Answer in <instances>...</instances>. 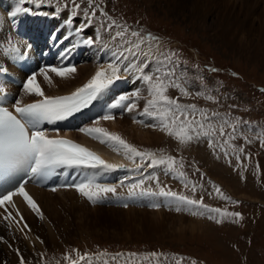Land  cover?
I'll use <instances>...</instances> for the list:
<instances>
[{"label": "rangeland", "instance_id": "rangeland-1", "mask_svg": "<svg viewBox=\"0 0 264 264\" xmlns=\"http://www.w3.org/2000/svg\"><path fill=\"white\" fill-rule=\"evenodd\" d=\"M215 3L217 0H202L197 4L196 15H193L191 5H185L184 9L177 12L174 3L169 0H105L109 15L129 26L139 23V30L143 33L142 26L160 33L162 50L177 53L174 57L176 73L187 82L190 92L203 93L195 98L180 97L181 103L195 104L198 108L209 112L216 111L231 120H238L240 124L245 121L253 129L256 126L264 130V92L261 91L264 89V5L259 4L251 16V21L244 26L245 29L231 33L229 44H224L214 40L221 26L211 16H200V11L212 10ZM78 18L83 20L82 15L76 17ZM260 25L263 27H259ZM102 34L108 38L107 33L102 31ZM58 59H61L60 55ZM69 60L71 59L68 58L66 62ZM62 61L63 59L59 60L60 63ZM86 65L88 64L76 66V73L67 80L52 76V84L49 85L40 77L39 83L43 90L50 93L55 90L52 86L65 90L68 80L71 83L78 78L81 68ZM213 68L216 69L215 74L210 71ZM141 87L139 84L137 88ZM169 95L175 98L180 94L178 90L170 89ZM205 96H212L214 102L207 100ZM23 98L24 94L19 92L13 102ZM144 102H138L137 110H143ZM139 111L115 116V122L118 120L115 132L107 121H101L98 126L119 135L125 141L136 143L141 151L163 153L182 160V171L187 174V178L203 185V188L198 189L196 198L203 195L204 202L210 207L238 212L242 219L233 222L234 218L228 217L217 224L208 219L207 213L203 218H194L189 214L165 212L164 209L170 208L164 206L163 209V205L159 208V216L156 215V210L140 209L151 211L145 213L140 212L139 207L133 215L127 211L113 215L107 211L112 207L93 208L87 204L88 207L78 210L76 216H70V222L62 217L59 219L58 232L68 237L57 240L58 244L56 241L51 247L37 251L32 264H41V254H44V264L68 263L63 260V256L68 253L75 259L73 249L81 254L122 251L125 255L119 258L126 264H129V260H134V264H176L177 260L182 264H192L193 261L196 264H264V147L248 149V143L243 142L247 146L245 147L238 139L232 141L237 148L243 146V154L249 156L245 166L236 168L237 162L234 161L231 150L229 163L221 153L213 154V150L206 143L192 142L188 147L181 148L161 131L149 127L151 120L148 117L141 116L138 123H134ZM126 116L129 119H124ZM152 122L155 124V121ZM248 138L251 140L250 136ZM194 168H199L200 172L193 174ZM241 171L244 174L243 179ZM200 173L204 174L202 180ZM137 175L140 177L138 173L127 177ZM163 182L172 191L191 196L184 189L183 183ZM213 185L219 186L226 197L238 204L234 205L217 197ZM170 210L176 212L172 208ZM178 220L186 228L195 225L194 231L185 234L163 233L169 223H177ZM158 222L163 223V226L158 225ZM11 230L14 231L12 228ZM153 252L161 254L159 260L151 258L150 254ZM131 253H135L136 257H129L128 254ZM144 256H149V260H143Z\"/></svg>", "mask_w": 264, "mask_h": 264}, {"label": "snow or ice", "instance_id": "snow-or-ice-1", "mask_svg": "<svg viewBox=\"0 0 264 264\" xmlns=\"http://www.w3.org/2000/svg\"><path fill=\"white\" fill-rule=\"evenodd\" d=\"M26 4L33 5L34 8L24 7ZM42 6L52 7L55 11L54 13L40 11ZM65 10L68 12L65 24L69 26L70 34L58 38L53 33L51 37L53 46L57 47L64 45L65 41H69V46H65L59 54L61 59H66L81 44L88 47L100 44L103 39L100 35L101 31L107 33L108 43L104 44V48L110 51L111 58L108 62L100 64L95 74L69 95H45L37 77H43L44 82L49 85L52 84V76L67 80L77 71L76 66L70 63L43 66L37 72L29 75L23 83L22 91L25 95L38 99L30 103L16 99L11 105V110L5 106L7 103L6 93L4 88L0 87V181L6 178H15L20 173L28 177V180H22L11 190L0 193V208H4L7 213V215H3V219L8 221L9 225L15 219L6 207L10 205L16 209L13 197H21L26 206L36 216L43 219L40 207L25 191V185L29 180L47 181L61 170L63 174H68L71 170L84 174V178L79 182L74 181L66 187L74 189L81 197L92 203L99 202L108 193L115 194L118 186H124V180H121L118 186L102 185L97 183L96 177L103 173L125 169L127 167L125 164L109 163L88 148L70 139L60 137L58 131L55 138H52L42 128V125H54L57 122L66 121L75 114L89 109L95 102L100 101L117 81L128 78H132L133 83L138 82L142 88L118 95L108 104V114L93 120L92 127H84L79 131L100 144L106 145L117 155L122 154L123 159L131 165V167H127V171L140 175V179L126 177V179L134 181L127 185L129 197H134L137 193L141 197H163L168 204L174 206L176 212L191 210L192 215L207 213L208 219L214 220L217 224L222 223L228 217H233V222L242 219L238 212L210 207L204 202L203 195L196 198L198 189L203 188V185L187 178V174L182 171L184 168L182 160L163 153L141 151L119 135L98 126L101 121L115 120L116 117L112 110L120 109L133 113L139 107L138 102L144 100L143 110L138 115L156 121L155 124L148 125L149 127L161 131L181 148L188 147L192 142L206 143L207 147L213 150V154L222 153L229 163H231L229 159V150H231V154L235 156L237 162L236 168H241L243 167L241 156L244 153V147L237 148L232 143L242 136L240 121L231 120L216 111L209 112L206 109L198 108L195 104L181 103L180 97L195 98L203 93L190 92L186 86L187 82L176 73L174 57L177 56V53L163 51L158 37L133 30L126 23L109 15L106 11L105 0H17V6L9 15L11 18L21 14L59 16ZM80 15L83 17V22L77 27H71L74 19ZM93 25H97V32L88 36L87 30L91 29ZM73 34L79 38L78 43H71L70 36ZM9 43L10 47L6 51L14 54V58L26 55V53H21L19 47ZM5 71L6 69L0 68V74ZM210 71H216V69L213 68ZM170 89L178 90L180 95L175 98L171 97ZM261 91L264 92V89ZM205 98L214 102L212 96H205ZM133 122L135 123L136 120L134 119ZM243 138L245 143H251L247 137ZM259 142L264 147V139H260ZM148 169H162L165 175H174L181 180L184 189L190 192L191 196L162 186L158 175L148 174L145 176L144 173ZM199 172V168H194L193 174ZM240 175L243 179V171L240 172ZM203 176L204 174L200 173L201 180ZM148 182L155 183V190L145 187ZM212 188L215 195L221 200L229 201L234 205L238 204L237 201H231L226 197L219 186L213 185ZM50 190L55 192L58 189L53 187ZM211 195L212 192L209 193V196ZM127 206L124 204V207ZM160 206V204L152 205L154 208ZM16 216L20 217V220L16 221L19 225L18 230L24 232L25 229H28V225L23 223V217L18 209H16ZM28 238L29 236L25 233V239ZM41 243L43 242L41 241ZM72 252L75 253V259L68 253L63 256V260L69 264H93L94 256L99 258L107 255L106 253L81 254L76 249H73ZM17 255H21L19 251H17ZM124 255L116 253L113 259ZM160 255L155 252L150 254L154 260H159ZM128 256L134 258L136 254L131 253ZM143 260L148 261L149 256H144ZM20 264H28V262L21 256ZM41 264H44V254H41ZM129 264H134V261L129 260ZM176 264H182V262L177 260ZM192 264H196V262L193 261Z\"/></svg>", "mask_w": 264, "mask_h": 264}, {"label": "bare ground", "instance_id": "bare-ground-1", "mask_svg": "<svg viewBox=\"0 0 264 264\" xmlns=\"http://www.w3.org/2000/svg\"><path fill=\"white\" fill-rule=\"evenodd\" d=\"M169 1L172 4L174 3L173 5L176 7L177 12L184 9L185 5H191L193 8V10L191 11L192 14L196 15L197 4L200 3L202 0L198 2H194L193 0H191L190 2H187V0H169ZM0 2H1L0 6H3L4 8H6L7 13H11L17 6V5L13 6V4H9V3H3L2 0H0ZM259 4L263 6L264 0H236V1L235 0H220V1L217 0V3L214 4V6L212 7V10L208 9L206 12L200 11V13L202 14L200 16L201 18H203L204 16H211L213 21L217 22L219 26H221V30L219 31V33H217L214 40L222 41L224 44H227V43L229 44V38L231 36V33L234 34L235 31L240 32L242 31V29H245L244 26L248 22L251 21V16ZM224 5H228V6H224ZM210 13L212 15H209ZM80 23L82 22L78 21V24L77 23L76 24L79 26ZM253 23H254V20H252V27H254L253 25H255ZM227 25L229 27H227ZM259 27H263V26L260 25ZM93 32H94L93 29H89L87 30V35L92 36L94 35ZM61 51L59 50V54ZM109 53L110 51L107 52V54ZM59 54L57 55V58H59ZM95 55L96 54H94V56ZM102 55L104 57L105 53H102ZM74 56L75 54H73L72 52L70 56H68L66 59H63L62 63L71 64V60ZM68 58H70L71 60H69V62H66ZM109 60L110 58L107 60H103L101 63H94L91 61L88 65L83 66L81 68L82 70L80 72L81 75L78 78L72 80L71 83H70V80H68V82L65 84V87L68 85L65 90H58L55 86H52V88L54 87L55 90H52L51 93L44 90L45 95L55 96V95H61V94H70L71 92L75 91L76 88L81 87L84 83H86L91 78V76L95 74V71L97 70V67L100 64H104L108 62ZM126 80L127 82H129L130 80H132V78H128ZM19 92L23 93V91H21L20 89H17L16 87L9 88V93L12 95V100L15 96L17 97V93ZM35 99H38V98L29 97L24 94V98L21 100L25 103H28V102L34 101ZM102 99L104 103H107L108 101L111 100L108 97V93H106L102 97ZM125 118L129 119L127 116L124 117V119ZM115 121L116 119L114 121H107V123L111 126L112 128L111 130H113V132H115L117 128L116 125H117L118 120L117 122ZM63 135L65 137H70L71 139H74L77 142L82 143L85 146L95 149V152H97L105 161L109 163H114V164L123 163L127 167H131L129 162L123 159L122 154L117 155L116 152L111 150L106 145L100 144L96 140L87 138L86 136H82L80 134H74V135L63 134ZM127 142L136 148L138 147L135 145L136 143L134 144L132 143V141L131 142L127 141ZM127 167H126L125 172H123V174L117 171L108 172L105 175H102L100 179L110 180V179H117L118 177L123 176V175L127 177L130 175L137 174V173H129L127 171ZM132 177L137 178L138 175L137 177L136 176H132ZM28 189H29L30 194L32 195V197H34L36 203L40 207L41 212L43 214V219H40L38 216H36L35 213H31L32 211L30 209H27L26 207H24L15 198L14 202L16 205V209L19 210L21 216L23 217V223H26L28 225V229H25L24 232L19 231L18 230L19 225L16 223V221H19L20 217H17L15 213H12V216L15 217V219L11 223L12 229H14L13 231L7 226V224L5 223L3 219V214H1L0 212V243H1L0 245V264H20L21 256L28 262V264H32V262L36 259L35 255L38 254L37 251L49 248V246L51 247V245L55 244L57 240H65V238L68 237V236H63L60 232H58L59 219L62 217L63 219H68L67 221H69L71 218L70 217L71 215H75L76 213L78 214V210H84L85 208L88 207V205L78 195H76L74 191H71V190H57L55 192H47L45 190L34 189V188H28ZM156 204H160V205H163L165 207H168L170 209L172 208L175 210L174 206L168 204L164 200V198L162 201L156 202ZM137 205L129 206L126 209L112 207L111 209L107 211L109 212V214H113V215H118V213H121L122 211H127L128 213L133 215L138 211V209H136V207H138ZM92 207L97 208L94 205H92ZM156 211H157L156 215L159 216L160 215L159 212L161 211L159 210V208L156 209ZM140 212H145V211L140 210ZM148 212L150 213L151 211H146L145 213H148ZM134 218H137L136 215H134ZM178 221L179 222L177 223H174V221L169 223L170 225L166 227L165 232L163 231V233L168 234V232L169 233L174 232V233H179V234H185V232L194 231L195 225L194 226L191 225L190 227L186 228L184 227L181 220H178ZM158 225L163 226V223L158 222ZM25 233H27V235L29 236L28 239H25ZM41 241L43 243H41ZM56 243L58 244L59 242L57 241ZM17 251H19V253L21 254L20 256L17 255Z\"/></svg>", "mask_w": 264, "mask_h": 264}]
</instances>
